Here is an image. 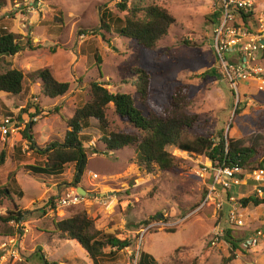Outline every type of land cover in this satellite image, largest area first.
Here are the masks:
<instances>
[{
	"label": "rangeland",
	"instance_id": "obj_1",
	"mask_svg": "<svg viewBox=\"0 0 264 264\" xmlns=\"http://www.w3.org/2000/svg\"><path fill=\"white\" fill-rule=\"evenodd\" d=\"M14 1L23 2L0 0L6 3L0 7V24L21 35L22 43L30 39L34 49L5 58L1 65L3 71L23 70L27 82L20 95L0 93V124L9 115L23 120L28 116L23 111L32 113L37 108L41 118L33 130V139L38 148L45 149L52 142L63 141L68 128L61 115L72 118L75 109L90 100L91 82L109 83L111 91L132 95L136 107L147 115L149 107L134 85L136 68L151 74L155 89L152 102L156 105L167 104L175 86L190 85L193 99L190 111L198 114L200 124L187 135L188 139L197 136L216 139L219 131L229 138H241L264 129V87L255 83L241 84L242 93L237 96L221 75L219 77L213 47L214 25L207 19L214 12L217 0H146L166 8L176 19L168 35L152 52L118 35L115 19L125 17V13L116 8L120 0H42L43 12L38 16L27 14L31 23L26 29L12 12ZM253 1L264 10V0ZM102 14L106 15L108 28L101 25ZM226 57L231 60L235 55L226 54ZM44 69H50L57 80L70 84L64 97L51 99L43 95L42 82L36 73ZM55 108L60 109L59 114L55 113ZM237 109L240 110L238 115ZM108 114L113 124L135 132L132 126L114 116L112 110ZM91 124L87 134L94 139L86 145L89 159L79 187L105 195L99 201L86 197L81 205L66 208L56 204L62 193L72 187L74 165H67L64 173L57 177L33 174L20 167L38 165L44 157L24 150L29 144L19 134L4 137L0 133V152L7 153L6 164L0 168V186L7 184L9 172L19 168L15 176L17 184L9 180L10 189L16 194L14 200L19 209L26 211L19 227L12 223L8 226L28 228L22 239L24 260L15 264H43L36 254H42L49 263L94 264L78 244L60 239L53 230V221L82 212L94 218L97 227L105 233L133 243L130 248L99 260L98 264H129L128 252L134 254L138 248L152 256L156 264H264V239L250 250L243 249L241 244L244 252L235 251V259L227 262L231 247L224 241L217 244L213 238L217 227L224 231L230 228L236 238L261 227L264 206L245 209L248 217L242 228L231 226L228 221L217 224L219 211L224 209L222 206L219 210L218 199L201 206L206 187L197 173L201 156L168 148L177 159V171L163 172L156 168L148 173L135 163L133 148L106 155L96 121ZM15 147L23 148L20 154H15ZM94 150L99 153L94 154ZM93 174L98 178L93 179ZM242 185L241 189L231 191L236 200L255 195L251 191L255 187L251 180L244 179ZM21 191L23 197L19 198ZM52 198H55L56 212L48 204ZM219 200L223 205L229 204L226 193ZM10 206L6 203L0 215ZM3 225L0 221V231ZM3 240L0 235V243Z\"/></svg>",
	"mask_w": 264,
	"mask_h": 264
},
{
	"label": "trees",
	"instance_id": "obj_2",
	"mask_svg": "<svg viewBox=\"0 0 264 264\" xmlns=\"http://www.w3.org/2000/svg\"><path fill=\"white\" fill-rule=\"evenodd\" d=\"M5 4L0 3V7ZM116 8L125 13L123 19H115L118 35L135 41L138 46L149 52L157 49L159 42L164 40L176 23L175 17L166 8L154 3L149 4L146 0H120ZM243 17L246 18V16ZM105 18L106 15L102 14L101 25L108 28ZM207 19L213 24L220 20V13L213 12L207 16ZM21 38H23L21 35L12 33L0 24V93L16 96L25 89L27 78L23 70L13 68L3 71L1 69L5 58H13L26 49H34L30 39L22 43ZM96 60L100 61L98 57ZM133 73L135 88L149 107L147 115L136 107L132 95L111 91L108 87L109 83L91 82L90 100L79 105L72 118L66 119L61 115L68 128L63 141L52 142L45 149H40L33 139V128L36 124H28L22 131V140L27 141L29 150L43 156L44 161L38 165H22L20 168L27 169L33 174L57 177L64 173L67 165L73 164L75 173L71 185L78 187L88 165L86 145L94 139L87 134V130L93 124L91 122L95 120L101 134L99 141L106 148L104 153L108 155L112 151L133 148L135 163L148 173L154 172L156 168L163 172L177 171V159L168 151V148L202 156L215 165L216 163L226 166L239 165L245 171L264 169V129L241 138H229L223 131H219L216 139L209 136L188 139L187 135L200 124L198 114L190 111L193 103L190 85L175 86L167 104L156 105L152 102L155 89L151 74L140 68L134 69ZM36 75L42 82L43 95L48 98L64 97L70 89V84L57 80L50 69L40 70ZM102 76L100 71V77ZM34 109L37 110V108ZM110 110L113 111L114 116L132 126L135 132H129L113 124L108 114ZM239 112L240 110L237 109L236 115ZM55 113L59 114L60 109L55 108ZM23 114L32 117L30 111L25 110ZM17 118L20 119V116ZM14 150L15 154H20L23 148L15 147ZM98 153V150H94V154ZM6 159L7 153L3 150L0 152V168L6 164ZM18 171L19 168L9 172L7 184L0 186V209L6 203L11 205L4 215H0V221L4 224L0 231L3 238H15L16 234L23 237L22 233H17V229L8 226L10 222L20 224L26 217V211L19 209L14 200L16 194L10 189L9 180L11 179L16 185L15 176ZM207 191L206 186L204 197ZM17 196L23 197L22 191ZM230 196H232L231 192H228L227 198L229 199ZM238 203L243 209L264 206V195L259 196L255 193L253 196L239 199ZM48 204L52 211L56 212L55 198H52ZM226 205L224 204V209L219 211L217 224L228 221L230 206ZM43 213L46 212L43 211ZM53 230L60 239L78 244L94 264L114 256L117 251L130 248L133 244L131 241L117 238L114 234L105 233L97 227L96 220L85 212L60 221H53ZM258 230L259 228L248 231L245 237L236 238L232 235V230L227 228L224 241L231 247V255L226 261L232 262L235 259V251L244 252L241 244L254 236ZM108 248L115 251L107 253ZM36 255L43 264H59L49 263L42 254ZM139 264H156V261L149 254L141 252Z\"/></svg>",
	"mask_w": 264,
	"mask_h": 264
},
{
	"label": "built area",
	"instance_id": "obj_3",
	"mask_svg": "<svg viewBox=\"0 0 264 264\" xmlns=\"http://www.w3.org/2000/svg\"><path fill=\"white\" fill-rule=\"evenodd\" d=\"M14 2L12 12L25 29L31 23L28 15L34 14L38 16L43 12L41 9L43 7L42 0ZM214 11L221 15L220 20L213 24V47L218 58V68L221 77L237 96L239 95L241 84L255 83V85L258 84L264 87V10L260 9L253 0H217ZM243 16H246V18ZM22 22H24V25ZM226 54L235 55V57L229 60ZM32 111V117L26 116L23 120L13 116L4 117L0 124L1 135L6 137L16 133L22 138L21 132L23 129L25 130L28 124H36L41 118V113H38L35 109ZM25 142H23L24 147ZM26 149H29L28 145L24 148V150ZM198 168V176L205 182V186L208 189L202 206L215 198V201L218 199V208L220 210L224 202L220 201L219 197L226 193L227 198L228 192L244 187L242 185L244 179L251 180L255 184L251 191H254L259 196L264 195V188H262L264 186V169L245 171L239 165L226 166L218 165V163L215 165L203 157L199 162ZM96 178L97 175H93V179ZM85 199L86 197L81 196L75 187H69L62 193L56 206L60 208L77 206L81 205ZM94 199L96 201L100 200L99 198ZM227 202L230 206L227 216L228 223L234 227H244L248 217V214H245L246 210L241 208L238 200L233 195L229 199L227 198ZM10 223L19 227V224ZM17 230L19 231L17 233H22V235L28 233V228L25 229L23 226ZM224 237L225 231L217 227L213 237L215 242L217 244L223 242ZM22 239L23 237H19L18 234H16L15 238H4L0 243V264L23 262ZM262 239H264V224L254 236L242 243V247L245 250H250L252 247L259 245ZM128 253L131 256L129 264L140 263L141 252L139 248L134 254L130 251Z\"/></svg>",
	"mask_w": 264,
	"mask_h": 264
},
{
	"label": "water",
	"instance_id": "obj_4",
	"mask_svg": "<svg viewBox=\"0 0 264 264\" xmlns=\"http://www.w3.org/2000/svg\"><path fill=\"white\" fill-rule=\"evenodd\" d=\"M78 191H80L82 194V196H89V197H104L105 194H93V193H90V192H87L83 187H79L78 188Z\"/></svg>",
	"mask_w": 264,
	"mask_h": 264
},
{
	"label": "clouds",
	"instance_id": "obj_5",
	"mask_svg": "<svg viewBox=\"0 0 264 264\" xmlns=\"http://www.w3.org/2000/svg\"><path fill=\"white\" fill-rule=\"evenodd\" d=\"M214 12H217V11H214ZM214 24V23H213ZM215 53V52H214ZM218 71H219V68H218ZM219 76H220V72H219ZM223 79V78H222ZM223 81H225L224 79H223ZM226 82V81H225ZM244 84H246V85H248V84H250V83H244ZM228 85V84H227ZM230 88V87H229ZM232 92H234L233 90H232ZM235 93V92H234ZM240 93H242L241 92V90H240V88H239V94ZM235 95H236V93H235ZM202 157V156H201ZM204 158V157H203ZM204 159H206V158H204ZM93 175H97V174H93ZM93 175H92V177H93ZM97 178H98V175H97ZM96 178V179H97ZM72 187H74V186H72ZM76 189H77V191H78V188H79V186L78 187H75ZM87 192H89V190L87 191ZM91 193V192H90ZM95 194V193H94ZM82 196V195H81ZM83 197H89V196H83ZM90 198H92V199H94V198H103V197H97V196H95V197H90ZM202 206V205H201ZM262 226V225H261ZM258 228H260V227H258ZM118 238V237H117ZM122 240V239H121Z\"/></svg>",
	"mask_w": 264,
	"mask_h": 264
},
{
	"label": "crops",
	"instance_id": "obj_6",
	"mask_svg": "<svg viewBox=\"0 0 264 264\" xmlns=\"http://www.w3.org/2000/svg\"><path fill=\"white\" fill-rule=\"evenodd\" d=\"M12 32V31H11ZM12 33H14V32H12ZM15 34V33H14ZM12 96H14V95H12ZM36 127V125L34 126V128ZM34 128H33V130H34ZM84 178V177H83ZM263 222V221H262ZM225 242V241H224Z\"/></svg>",
	"mask_w": 264,
	"mask_h": 264
},
{
	"label": "flooded vegetation",
	"instance_id": "obj_7",
	"mask_svg": "<svg viewBox=\"0 0 264 264\" xmlns=\"http://www.w3.org/2000/svg\"><path fill=\"white\" fill-rule=\"evenodd\" d=\"M82 179H83V177H82ZM86 191H88L85 187H83Z\"/></svg>",
	"mask_w": 264,
	"mask_h": 264
}]
</instances>
